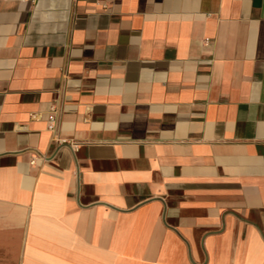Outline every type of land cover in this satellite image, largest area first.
Segmentation results:
<instances>
[{"label":"crops","instance_id":"1","mask_svg":"<svg viewBox=\"0 0 264 264\" xmlns=\"http://www.w3.org/2000/svg\"><path fill=\"white\" fill-rule=\"evenodd\" d=\"M0 264H264V0H0Z\"/></svg>","mask_w":264,"mask_h":264},{"label":"built area","instance_id":"2","mask_svg":"<svg viewBox=\"0 0 264 264\" xmlns=\"http://www.w3.org/2000/svg\"><path fill=\"white\" fill-rule=\"evenodd\" d=\"M49 120H50V122H49V129L50 130H54V128H55V118H54V116H50V118H49Z\"/></svg>","mask_w":264,"mask_h":264}]
</instances>
